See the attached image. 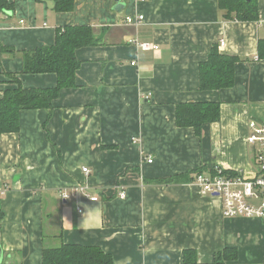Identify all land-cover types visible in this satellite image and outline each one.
I'll return each mask as SVG.
<instances>
[{"label":"crops","instance_id":"0c3cea01","mask_svg":"<svg viewBox=\"0 0 264 264\" xmlns=\"http://www.w3.org/2000/svg\"><path fill=\"white\" fill-rule=\"evenodd\" d=\"M10 2L0 10V99L18 87L9 74L26 88L56 86L54 72L24 73L22 53L54 44L59 28L93 26L97 43L76 51V87L51 110L23 109L20 130L0 136V263L43 264L45 248L73 243L117 264H186V254L215 264L220 253L224 264H264V221L224 217L221 198L195 182L215 166L257 172L247 135L251 122L264 126V0L255 20L228 15L220 0H122L121 12L115 0H76L70 12L53 0ZM138 14L143 22L127 23ZM213 47L238 57L231 88H200ZM195 102L221 109L200 134L176 123L177 106ZM168 178L180 180L159 182Z\"/></svg>","mask_w":264,"mask_h":264},{"label":"trees","instance_id":"16d2710c","mask_svg":"<svg viewBox=\"0 0 264 264\" xmlns=\"http://www.w3.org/2000/svg\"><path fill=\"white\" fill-rule=\"evenodd\" d=\"M56 12L73 11L76 0H53ZM15 3L10 0H0V10H12ZM228 10V15L235 14L241 20H255L258 18L256 0H220V7ZM93 26L90 25H65L59 28L54 44L38 46L33 50L22 53L23 71L28 74L50 73L57 74L56 86L51 88H26L21 84L17 75L9 74L11 80L17 83L16 88H8L0 99V136L4 133L18 132L20 129V116L23 109H52L54 101L65 88L77 86V72L81 60L76 56V51L81 47L96 44ZM4 51H13L12 48L2 46ZM259 50L264 56V42ZM238 57L221 54L213 47L208 60L202 62L200 67V88L205 91L223 90L235 85V64ZM176 123L181 126L195 128L201 133L203 126L210 122L219 121L221 109L219 102L180 103L177 106ZM215 171V167L213 170ZM203 172V169H199ZM179 178H168L159 182H178ZM227 251L235 252L229 248ZM226 251V252H227ZM187 253L195 254L193 251ZM218 254L215 264H224ZM43 264H117L112 256L105 253L102 248L80 244H62L55 248H45L43 251ZM186 264H195L196 257L192 260L185 256ZM0 264H17L2 262Z\"/></svg>","mask_w":264,"mask_h":264},{"label":"built area","instance_id":"2783aa9c","mask_svg":"<svg viewBox=\"0 0 264 264\" xmlns=\"http://www.w3.org/2000/svg\"><path fill=\"white\" fill-rule=\"evenodd\" d=\"M126 20L132 25L139 24L144 21V15L128 16ZM23 22L21 20V23ZM133 43L145 51L159 49V45L154 43L138 40ZM224 44L225 40H222L221 45ZM247 142L254 147L255 151L257 172L254 177L248 178L241 171L231 172L215 166V171L209 175L199 172L195 177V182L200 186L201 193L210 196L218 195L221 198L224 217H258L264 221V126H259L254 121L251 122ZM152 161V159L148 160V162ZM83 170L90 173L87 167H83ZM120 196L125 197V193L121 192ZM89 198L92 201L99 199L98 196H89Z\"/></svg>","mask_w":264,"mask_h":264},{"label":"water","instance_id":"95a60500","mask_svg":"<svg viewBox=\"0 0 264 264\" xmlns=\"http://www.w3.org/2000/svg\"><path fill=\"white\" fill-rule=\"evenodd\" d=\"M116 4L114 6V9L121 12V9L124 7V3L122 0H115Z\"/></svg>","mask_w":264,"mask_h":264}]
</instances>
